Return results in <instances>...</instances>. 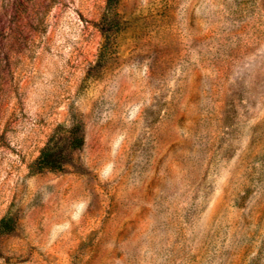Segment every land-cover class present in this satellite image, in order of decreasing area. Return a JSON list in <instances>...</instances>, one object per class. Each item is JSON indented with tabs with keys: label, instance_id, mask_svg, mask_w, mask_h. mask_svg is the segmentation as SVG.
<instances>
[{
	"label": "rangeland",
	"instance_id": "obj_1",
	"mask_svg": "<svg viewBox=\"0 0 264 264\" xmlns=\"http://www.w3.org/2000/svg\"><path fill=\"white\" fill-rule=\"evenodd\" d=\"M3 219L0 264H264V0H0Z\"/></svg>",
	"mask_w": 264,
	"mask_h": 264
},
{
	"label": "trees",
	"instance_id": "obj_2",
	"mask_svg": "<svg viewBox=\"0 0 264 264\" xmlns=\"http://www.w3.org/2000/svg\"><path fill=\"white\" fill-rule=\"evenodd\" d=\"M117 0H108L109 4L115 3ZM73 147L78 148L83 145V139H76L73 142ZM61 158L60 156L57 155L56 151L54 148L48 146L45 148L40 157L38 158L36 165L39 170L43 169H59L61 167ZM6 219H3L0 223V228L4 227L6 224Z\"/></svg>",
	"mask_w": 264,
	"mask_h": 264
}]
</instances>
